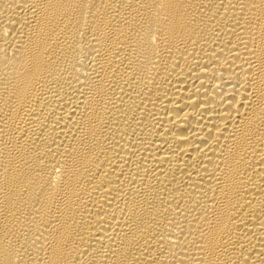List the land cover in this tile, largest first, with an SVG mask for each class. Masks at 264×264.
<instances>
[{
	"label": "bare ground",
	"instance_id": "obj_1",
	"mask_svg": "<svg viewBox=\"0 0 264 264\" xmlns=\"http://www.w3.org/2000/svg\"><path fill=\"white\" fill-rule=\"evenodd\" d=\"M0 264H264V0H0Z\"/></svg>",
	"mask_w": 264,
	"mask_h": 264
}]
</instances>
